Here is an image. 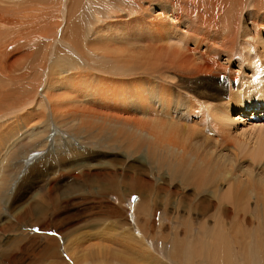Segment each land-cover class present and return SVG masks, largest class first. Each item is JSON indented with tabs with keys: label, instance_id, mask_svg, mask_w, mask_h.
I'll return each mask as SVG.
<instances>
[{
	"label": "bare ground",
	"instance_id": "obj_1",
	"mask_svg": "<svg viewBox=\"0 0 264 264\" xmlns=\"http://www.w3.org/2000/svg\"><path fill=\"white\" fill-rule=\"evenodd\" d=\"M110 1L111 3H116L117 10L121 9V13L126 14V16H122L123 14L116 15L114 18L115 23L139 21L137 23L140 24L137 29L130 27L126 30L123 25V29H120L122 31L118 33V38L114 37V39L116 38L117 40L131 43V41H137L139 38H149L148 40L145 39L147 41L144 40L143 42L146 44L144 45L146 46L144 49L147 48L149 50L148 53H152L153 55L161 53L165 49H169V46L166 45L167 43L163 44V42H166L165 40L162 41V45H159V43L157 44L158 40H154L157 39L156 37H159L161 33L162 24H160V22L166 21L170 26H173V38L180 35L182 39H185V42L180 41V43L185 44H183L184 46H182V48L181 46L175 47L176 44L172 46V66L173 68H177L176 71L181 70V73H178L181 79H185L187 82H195V86H199L200 84L205 85L206 81L204 79L206 77H236L237 73L230 72L228 68L220 64V55L225 53L228 60L236 58L239 55L237 49L245 43H247L248 46L252 44L253 46L255 45L253 57L260 64L257 69H264V0H173V8L162 7V10L167 9V11H161L159 14H163V16H156L150 20L146 19V15L150 14V9L148 7L146 9L139 0H106V2ZM111 8H106V11L111 10ZM95 9L92 0H0V224H2L0 236L4 237V234L12 233L20 235L21 228H24L26 231L23 235L21 234V237H17V241L12 242L7 248L5 247L6 250L8 248L10 249L8 256H4L0 245V261L2 262L0 264H3L4 258H7L6 262L8 264H15L16 258L12 257L16 249L14 246L20 247L22 244L26 245V241H29L30 247L35 250L33 252V264H124L125 262L134 264L132 259L129 260L124 258L120 260L118 258L117 247L123 242L121 243L120 241V243H117V241L115 243V237L111 239H109L110 237L108 238V244L106 242L108 246L102 245L92 247V252L96 253L92 256L89 255L91 254L89 250H83V255L86 253L85 255L88 254L91 259L87 257V259L80 260L78 250L84 248L82 246L84 245L83 240L85 239L83 237L81 238V234L79 235L78 233L82 229L78 224L83 222L85 226H93V223H105L108 222V220L110 221L109 223H111V227L115 229L113 232H117V229L120 231L118 235H113L123 238L124 242H128L127 247L132 254L133 252L139 255L144 254V260H150L149 262L151 264H167L157 259V257H153L152 252H154L156 248V245H153L154 240H156L155 237L159 239V235L163 234L162 231H167L168 229L170 231L173 229L167 237L173 233V262L177 264H264V181L261 180V178L255 180L254 176L250 175L247 181H244L241 180L240 177L235 176L237 174L234 175L230 171H226L224 168L227 165H224L225 167L222 168L219 165L216 168L210 169L208 168L209 165L205 166L199 162L204 158H200L201 160H199L193 157L194 159L190 158L188 160L185 158L183 161L180 160L182 161L180 164L178 162L179 160L173 162V166H171L173 169L170 168L171 172H168L169 174L171 173L172 181L170 182H172V184L170 186H164L162 184L164 187H156L148 176L145 175L146 170L143 168L144 166L142 167L135 163L136 160H131V157H122L124 155H121L112 148V140L108 141L102 138V136L95 134V131L89 133V128L83 127V123L86 121L78 115H72L71 127L76 131V136H82L85 140L82 139V142H70L68 137H66L67 139L64 138V144L61 146L63 150L61 159L55 155L54 159L56 160L49 161V164L52 163L51 166L59 169L63 166L65 172H67L69 167L70 170H72L71 178L75 183L79 184L77 186L87 191V196L101 194V197L107 198L109 192H118L121 194L126 191L137 195V197L141 199V202L135 207L136 223H132L130 218L125 217L117 208H114L108 214L107 211L102 213L96 210L100 209L98 206H93L91 209L92 205L89 206L90 209L87 207L84 213L74 216L77 222L70 217L61 220L62 217H66L72 212L71 209H67L63 214H58V217H55V213H50L48 210H45L43 220L37 219V221L29 222L33 220L34 204L37 205L38 203L54 207L56 203L58 204V197L55 196L56 191L54 187L47 185L49 182L41 184L38 190H35L36 193H31V191V194H26V199H19V197L16 198L15 196L16 189L20 186H18V181L21 178V174L39 159L42 155V151L40 150L41 144L45 142L44 134L42 133L45 130H38L39 132L35 131L36 133H31L29 129L31 127H29L27 118L33 107H39V109L41 107V109H44V107L47 106L45 103V95L47 90L48 92L50 90L49 82L47 81L50 72L62 76L74 70H79L76 63L70 64L68 67H62L66 62L69 63L73 60L65 59L66 56L63 54L62 57L59 56L57 46L58 43H62L68 47V43L66 42L72 41L75 44L81 42L77 31V25L80 26V22L76 18L79 15L82 16V10L84 11L83 15H86L85 12L87 11L95 15V12H97ZM193 11H197L196 16L193 14ZM97 13L99 14V12ZM116 26L118 25H115V27ZM250 26H252V28ZM65 29L70 30L68 36L64 34ZM252 29L256 34L254 35L253 43H250V39H252L251 34H253ZM93 31L94 30L89 31L90 38L93 37L95 42L102 41L103 38L98 36V32L96 33L97 30L94 31V33ZM186 37H194L196 39L197 42L195 43L197 45H195L193 49L188 50L189 48L187 49L185 47L189 44L186 41ZM105 38L106 36L104 39ZM246 39L247 41H244ZM241 41L242 43H240ZM54 45L56 47H54ZM48 47L51 49L47 55L46 49ZM183 47L186 48L188 52ZM53 48L55 50L54 52H52ZM138 50L141 51L140 49ZM259 50H261V52ZM162 54L156 55L155 58L162 57ZM194 54L195 56H200L198 59H201V61L196 63L197 59H193ZM153 55L151 58H154ZM164 58H167V56L165 55ZM239 59L241 60L240 57ZM33 60L39 65V69L37 70L38 74L46 75L45 84L39 81V79H33L34 72L30 65ZM170 61L172 62V60ZM193 61L195 62L194 64L192 63ZM171 62H168V64L170 65ZM151 63L152 62H150V64ZM242 63L245 64L244 60ZM153 64L160 65L161 63H156L155 61ZM164 64L166 63H163V66H165ZM255 64H257V62ZM154 65L152 67H157ZM50 66H53L51 70ZM147 66H149L148 62ZM166 66L168 67V65ZM149 67H147V69H149ZM170 67L167 70L170 71L172 68ZM83 68L84 72L91 70L88 65ZM157 68H160V66ZM110 69V73L115 76L116 70L114 71L111 67ZM153 69L156 70V68ZM257 69L255 68V71H258ZM95 70L102 73L101 69H94V71ZM154 72H152L153 76L154 74L157 75V70L155 73ZM165 72V77H168V75H166L168 74L167 71ZM164 75L160 76L163 77ZM169 75L171 74L169 73ZM260 75L262 74L260 73ZM51 80H55L53 75H50V81ZM197 80H199L200 83H196ZM89 83L90 81H85L84 83V89L88 92L90 90ZM211 87L212 86H209V84L205 87L206 89L204 87H191V91L196 93H194L196 99H202L203 101L214 99L213 101L217 103L220 101L222 102V98L226 96L225 93L222 91L211 93ZM94 90L96 92V88ZM83 97L88 98V95H84ZM231 97L233 96L231 95ZM141 102L143 101L141 100ZM214 103H211V105H214ZM260 103L261 104L257 105L258 109L264 110V98ZM246 105L247 104L243 103L241 107L244 108ZM52 111L54 112V109ZM147 115L149 117L150 114ZM252 115L262 116V113H252ZM169 116L170 114L167 113V117ZM10 117H12V121L9 119ZM97 118L99 117L95 119ZM109 118L107 117L108 120ZM66 119L67 118L63 121H67ZM107 119L101 117L100 123H103L102 120L105 121ZM91 120L92 121L89 119L90 122L94 121V119ZM111 120L113 121V119ZM176 121L178 120L173 118V122L169 121V124L178 128L177 124H179V121L178 123H176ZM237 121H240V119L236 118L233 122L236 123ZM11 122L12 124H14V122L17 124L12 127L10 126ZM153 122L155 121L153 120ZM158 123L159 122H157V124ZM89 125V127H94L91 126V124ZM153 126H156V124ZM153 126H151V131L154 129ZM44 127L45 125L41 129H44ZM123 127L122 129L129 128L127 126ZM131 128L130 131L133 129ZM229 128H231V126ZM179 131L182 134L185 132L181 130V128ZM153 132L155 133V131ZM195 132L193 129L192 133ZM139 133L142 135L146 134L140 130ZM220 133L224 134L225 130H221ZM91 135H93V137ZM220 137H222V139L220 138L221 140L217 141L219 148L230 146L229 141L226 142V138L223 136ZM159 138L158 140H160ZM185 139L190 140V138ZM185 139L184 142L186 143ZM56 140L51 143L52 150H54L57 145ZM232 143L233 141L231 144ZM139 146L140 144L138 143L137 148H139ZM46 149L47 147H45V150ZM234 149L237 148L234 147ZM118 150L125 152L121 148ZM127 151L126 153H128ZM189 152L191 153V151ZM55 153L57 152L55 151ZM182 154H184V152H182ZM192 154L193 153H191V155ZM156 163H158V166H161L159 161ZM218 164L219 163H217V165ZM75 171L78 172L79 175L76 174L75 176ZM13 176L16 180H13ZM49 180L52 181V179ZM37 181L38 180L34 181L33 184ZM222 182L229 183V188L227 191L225 190V192L221 189ZM42 189L48 193L43 192ZM39 191L46 196L40 199L42 203H40L38 199L40 197V195L37 194ZM73 196L75 195L71 194L66 201L71 202ZM252 200L256 205H254V209L249 207ZM44 201L47 202L45 203ZM120 201L123 202V199L120 198ZM172 201L174 207L173 221L177 222L179 226H173L171 229L165 224H162L163 227H157L156 218L160 210L165 214L172 213V211L169 210L170 202ZM183 206L186 209L185 213L181 214L180 209ZM48 216H50L49 220L53 223L52 226L44 222L47 220ZM210 221L213 223L211 227ZM35 227H38L41 232L55 230L57 236L43 239L44 243L40 245L38 242L40 237H30L32 235L29 233V230ZM238 231H245L246 237L239 238L240 233L238 234ZM70 235L75 238L74 242L67 239ZM242 235L240 236L242 237ZM167 237L165 236V238ZM168 238L164 240L168 241ZM99 241H101V239H99ZM113 242L115 244H113ZM102 243L105 244V241H102ZM235 243L236 245H234ZM26 249L28 250V248ZM109 255L114 257L113 263H111L112 257L110 258ZM88 259H90V261H88Z\"/></svg>",
	"mask_w": 264,
	"mask_h": 264
},
{
	"label": "rangeland",
	"instance_id": "obj_2",
	"mask_svg": "<svg viewBox=\"0 0 264 264\" xmlns=\"http://www.w3.org/2000/svg\"><path fill=\"white\" fill-rule=\"evenodd\" d=\"M92 1L94 4V9L96 8L95 10H97L99 14L95 12V15H94L93 13L87 11L85 12L86 15H83L84 11L82 10L81 12L82 16L79 15L76 18L80 22V26L77 25V29H78L77 31H78V36L81 42L79 43L77 42L76 44L72 41L66 42L68 43V47L67 45L58 43V46H57L59 56L62 57L64 55L66 56V58L64 57L65 59L73 60L69 63L66 62L65 64H63L64 66L62 67H68L70 64L76 63V65H78L79 67V70H74L70 73L63 74L62 76L57 75V73H54V72L51 73L49 71L50 73H49L47 81L49 82L48 83L49 89H50L49 92L50 93L52 92V93L50 94L47 90L46 95H45V103L47 104L48 107L46 106L44 107V109L42 108L43 110L41 109V107L40 109L39 107H33L29 114V116L31 117L28 116L27 118L29 127H31L29 128L31 133L39 132L38 130L40 131L45 130L44 132H42L44 134L45 142L44 143L42 142L41 147H40V150L42 151L41 153L42 155L39 157V159H37V161L33 165H31V167L29 166L25 170V172L21 174V178L18 181V186L19 185L20 186L17 187L15 196L16 198L19 197V199H22V198L26 199L25 198L26 194L29 195L31 191H32L31 193H36L35 190H38V187L41 184H43L44 182L46 183L49 182L47 185L50 187H54L56 191L55 196L58 197L57 199L58 204L56 203L54 207H51L49 205H41L38 203L37 205L34 204L35 207L33 208V220L29 222L31 223V222L37 221V219L43 220L44 219L43 215H44L45 210H48V212L50 213L51 212L55 213V217H58V214H63V212L67 211V209H71L72 212L68 214L66 217H62L61 220L67 217H70L72 220L76 221L74 216L77 214L84 213L87 207L92 205L91 209L93 208V206H98L100 207V209H96V210H99L102 213L107 211L108 214L114 208H117L119 212L125 215V217H129L132 223H136V216H135L136 208L135 207H137L138 204L141 202V199L137 197V195L131 194L126 191L125 193L122 192L121 194L118 192H109L108 193L109 196L107 198L101 197V194L94 195V196H87L86 195L87 191L84 190L82 187L77 186L79 184L75 183V181L71 178L72 170H70L69 167L67 169V172H65L63 169V166L61 167V169H59L57 167L55 168L54 166H51L52 163L49 164V161L56 160L54 159L55 155L56 157L61 159L63 155V150L61 149V146L64 144V138L68 137L70 142H74V141L82 142V139H83L82 136H76L77 135L76 131L73 130V128L71 127L72 115L81 116L84 119V121H86L83 123V127L89 128V131H88L89 133L92 131H95V134L102 136V138H105L108 141L112 140V144H113L112 148L115 151L119 152L121 155H124L122 157H126V158L131 157V160L133 161L136 160L135 163L141 165L142 167L144 166L143 168L146 170L145 175L148 176V178L154 183L156 187L170 186L172 184V182H170L172 181L171 173L169 174L168 172H171L170 168L173 169V167H171L173 166V162L179 160L178 162L180 164L185 158L189 160L190 158L194 159L193 157L199 160L204 158L202 161H199V160L198 161L204 164L205 166L209 165L208 168L210 169L214 167L216 168L219 165L221 168L225 167L224 165H227L224 169L226 171H230L234 175L237 174L235 176L240 177L241 180L247 181L249 176L253 175L255 180H259L261 178V180L264 181V156H263L264 155V110H261L260 108L259 110L257 106L261 104L260 101L264 98V74H263L264 69H261V68H259L260 70L257 69L260 66V64L253 57L255 45L253 46L252 44L251 46H248L247 43L241 45L237 49L239 55L236 58H233L231 60H228V57L225 53L224 54L222 53L220 55L221 56L220 64L228 68L230 72H233L235 74L237 73L236 77H233V76H231L230 78L229 76L225 78H222V77L219 78L218 76L206 77L205 79L203 78L206 81L205 85L200 84L199 86H195V82L194 83L187 82L185 79H181L179 77L180 74H178V73H181V70L178 69L180 71H176L177 68H173L172 66L173 65L172 64L173 63V59H172L173 53H171L173 52L172 46L176 44L175 47L181 46L182 48V46H184L183 44H185V43H180V41L185 42V39L184 38L182 39V36L178 35L177 37L173 38V26H170L166 21L160 22V24H162L161 33L159 34V37H156L157 39H154V40L155 41L158 40L157 44L159 43V45L162 43V41L165 40L166 42H163V44L167 43L166 45L169 46V49H165L163 50V52L156 54V55H161L163 53L167 56V58H164L165 55L163 54H162V57L155 58L156 55H153L152 53H148L149 50L147 48L144 49L146 47L144 45L146 44H144L143 42L145 39L148 40L149 38H145V37L139 38L137 39V41L136 40L131 41V43H127L125 41H120L116 39L118 38V33L122 31L120 29H123V25L125 26V30L130 27H133V29H137L138 26H140V24L137 23L139 21H130V22H124V23L116 22L115 23L114 18L116 17V15L123 14L122 16H126L125 13H121L122 11L121 9H118V10L116 9L115 2L114 3H111V1L106 2V0L104 1L103 0H92ZM139 1L142 3V5L146 9L147 7L150 9V14L146 15V19H149V20L155 18L156 16H159V17L163 16V14L162 15H159V14L161 13V11H167V9L162 10V7L164 6L168 8L170 7L173 8V0H149V1L139 0ZM153 1H154V4H153ZM108 7L110 8L112 7L111 10L109 11L107 10L109 13L106 11V8L108 9ZM88 13H91L92 15ZM193 14L196 16L197 11H193ZM115 25H118V26L115 27ZM250 27L252 28V26ZM66 29H65L64 34L68 36L70 30L69 29L66 30ZM90 30H94V31L97 30L96 33L98 32V36H100V38H103L104 41L102 40L99 42H95L93 37L90 38L91 36H89ZM252 33L253 34H251L252 39H250L251 40L250 43H253L254 35L256 34L254 30L252 31ZM105 36L106 38L104 39ZM114 37L116 38L114 39ZM108 38H111V39H108ZM247 39L244 41H247ZM186 41L189 43L187 44L189 47L187 45L185 46L187 49L189 48L188 50L193 49L195 45H197L195 43L197 41L194 37H186ZM242 41L240 43H242ZM168 46H165V47H168ZM54 47L56 46L54 45ZM50 49H51L50 47L46 49L47 55ZM138 49H140L141 51H139ZM187 49L186 51L188 52ZM54 51L55 50L53 48L52 52ZM259 51L261 52V50ZM152 55L154 56L155 59L151 58ZM198 57L200 56L198 55L195 56V54L193 56V59L195 58L197 59L196 63H198V61H201V59H198ZM239 57L241 58V60L239 59ZM242 59L244 60L245 64L242 63L243 61ZM170 60H172V62ZM155 61L156 63H161L162 66L161 64L154 65L153 63H155ZM163 61H166V62H163ZM167 61L171 62L170 65L172 68L170 67ZM147 62H148V65L151 67L154 65L157 67L160 66V68H157V67L151 68L147 66ZM150 62L152 63L150 64ZM256 62L257 64H255ZM163 63H166L164 64L165 66H163ZM192 63L194 64L195 62L193 61ZM30 65L34 72L33 79H39V81L44 82L45 84L46 75L44 76V75L38 74V71H37L39 69L38 63L35 60H33ZM87 65L89 66L91 70H87L84 72L83 67ZM166 65H168V67ZM110 67L114 71L116 70L115 76L114 74L110 73V70H111ZM147 67H149V69H147ZM166 67L167 69H169L170 67L171 70L170 71L167 70ZM52 68L53 66L52 67L50 66V70ZM153 68H156L157 72ZM255 68L258 71H255ZM94 69H101L102 73L96 70L94 71ZM154 71L157 73V75L154 74L155 77L153 76V73H152ZM165 71H167L168 74L166 75H168V77H165L164 75L166 73ZM169 73L171 75H169ZM260 73L262 75H260ZM159 74L161 76L162 75L164 76L161 77ZM50 75H53V78H55V80L50 81ZM85 81H90L89 92L85 91L84 89ZM197 82L200 83L199 80H197L196 83ZM208 84L209 86H212L210 88L211 93L220 92V91L225 93L226 96L222 98V102L221 101L218 102L220 106L218 105L217 102L213 101L214 99H211L209 101L208 100L203 101L202 99H198V98L196 99L194 97L195 92L191 91L192 90L191 87H204L205 88ZM69 86L70 87L72 86V87L70 88ZM95 88H96V92L94 90ZM230 94L233 97H231ZM84 95H88V98L83 97ZM141 100L143 102H141ZM211 103L212 104L214 103V105H211ZM243 103L247 104L246 107L244 108L241 107ZM209 105L211 106L207 107ZM49 108L52 110L54 109V112L50 110ZM258 112L262 113V116L252 115V113L255 114ZM145 113L150 114L149 117ZM167 113L170 114L169 117H167ZM96 117H99V118L95 119ZM101 117L106 118V119L107 117L108 118L111 117L109 118V120L113 119V121L112 120L109 121L107 119L105 121L102 120L103 123H100ZM65 118H67L66 119L67 121L64 122L63 120ZM173 118H176V120L179 121V124H177L178 128L180 127L181 130L185 131L186 133L184 132L182 134L179 131L180 128L178 129L176 126L169 124L170 122H173ZM236 118H239L240 121H237L236 123H234L233 121ZM9 119H11V121L13 120L12 117H10ZM89 119L90 121H92L91 119H94V121L90 122ZM152 119L156 123L153 122ZM230 120L233 122V124ZM178 121H176V123H178ZM157 122H159L158 124L160 125H158ZM11 124L10 126L13 127L17 123L14 122V124L12 125ZM89 124H91V126H94V127L93 128L89 127L90 126ZM155 124L156 126H153ZM44 125H45L44 129H41ZM119 125L122 127L123 126L129 127L128 128L129 131L127 128L122 129V127H120ZM151 126L154 127L153 131H155V133L151 131L152 130ZM228 126L229 127L231 126V128H229ZM130 128L132 129L131 130L132 132L130 131ZM148 128H149V131H148ZM193 129H194V132L196 131L195 133H192ZM133 130L135 131V133ZM139 130L145 132L146 134L144 135L140 134ZM221 130H225V133H224L225 135L220 133ZM96 131H98L99 133ZM215 132H217L218 134ZM219 134L220 136H223L224 138L227 139L226 142L229 141L230 146L219 148L217 141H220L222 139V137H220ZM91 136L93 137V135ZM158 138L161 141L158 140ZM183 138L184 139L190 138V140L185 139L186 140V143H185ZM130 139H132L133 141ZM55 140H56L57 145L54 150L57 153H55V151L51 149L52 148L51 143H53ZM232 141L233 143L231 144ZM182 142H183V145H182ZM138 143L140 144L139 148H137ZM143 143H145L146 146ZM129 146L131 149L129 148ZM45 147H47L46 150H45ZM234 147L237 149H234ZM120 148L125 152L118 150ZM126 151L128 153H126ZM189 151H191V153H193L194 155L193 154L191 155ZM48 152L50 153V155ZM182 152H184V154H182ZM218 159H219V162H218ZM155 160L156 162L159 161L161 166H158L157 165L158 163H156ZM217 163L219 164L217 165ZM57 171L58 172L60 171V172L58 173ZM161 173L162 174L164 173L163 176ZM76 174H78V172L75 171L74 175L76 176ZM16 175L18 176L17 173ZM49 179H52V181H50ZM13 180H16L14 176H13ZM36 180L38 181L35 184H33V182ZM228 185H229L228 182L227 183L222 182L221 189L223 192H225V190L227 191V189L229 188ZM42 190L43 192H46L44 191V189ZM37 194L40 195L38 199H39V202L42 203L40 199H43L42 197H46V196L43 193H40V191ZM71 194L75 195L71 198V202L66 201L67 198L71 196ZM120 198L123 199V202L120 201ZM44 202L46 203L47 201H44ZM101 203H104V204H101ZM95 204H98V205H95ZM254 205L255 203L252 200L249 207L251 209H254L253 208ZM173 208L174 207H173V201H172L170 202V206H169V210L172 211V213L165 214L163 213L162 210H160L156 218L157 227H163L162 224H165L167 227H170L171 229L173 228V226L174 227L179 226L177 222L173 221ZM185 209L186 208H184L183 206L180 209L181 210L180 213L181 214L185 213ZM49 218L50 216H48L47 220L44 222H47L52 226L53 223H51ZM109 222H110L109 220L108 222H105V223L96 222L92 224L93 226H85V223L78 222L79 223L78 226L82 227L83 229V230L81 229V231L78 233L79 235L81 234L80 236L81 238L83 237L85 239V240L81 239L84 242L83 243L84 245L82 246L84 248L83 249L81 248L80 249L81 251L78 250V255L80 256V260L87 259V257L90 258L89 255L92 256L96 254L92 252V249H91L92 247L94 246L98 247L102 245L106 246L109 242V239L115 237L114 238L115 243L117 241H118L117 243H120V241L121 243L123 242L122 244H120L121 246L120 245L118 247L115 246L117 247L118 258L120 260L125 258L129 260L132 259L134 264L135 263L136 264H151L149 262L150 260L149 261L144 260V256H145L144 254L139 255L134 252L132 254V252L127 247L128 242H124L123 238L116 237V235H113V234L118 235L120 231L117 229V232H113L115 229L111 227V223ZM212 224H213L212 221H210V227L212 226ZM1 225L2 224H0V228H1ZM118 228H119V225H118ZM163 231H166V230H163ZM163 231H162L163 234L159 235V239L158 237H155L156 240H154L153 245H156V248H155V251L152 252V256L155 258L157 257V259H160L162 262H165L167 264H177L173 262V258H174L173 257L174 255L173 233L170 234L171 236L169 235L170 237L168 236L169 238L167 237V235L170 232H172L173 229L171 231L169 229L166 232H163ZM241 232L243 233V235ZM24 233H26L25 229L21 228L20 233H19L20 235L12 233V234H4L5 235L4 237L0 236V243H1L0 245L2 247L4 256H8L9 254L10 249L8 248L6 250V248L9 245H11L12 242L17 241V239L21 237ZM29 233H31L32 235L30 237H33V238L37 236L40 237L38 239V242L40 245L44 243L43 239H47L48 237H52V236H57L55 230H50L48 232H44V231L41 232L38 227L30 229ZM244 233L245 231H238L239 238L246 237V233L245 235ZM238 234H237V237H238ZM240 235H242V237ZM165 236L168 238V241L164 240V239H167L165 238ZM67 239H70V241L72 242H74L75 240V238H73L72 235H70ZM99 239H101V241H99ZM102 241L103 242L105 241V244L102 243ZM114 242L113 244H115ZM234 245H236V243ZM30 246L31 245H29V241H26V245L22 244L20 247L19 246L16 247V245L14 246L16 249L14 250L12 257L16 258L15 264H33L32 262L33 252L35 250ZM26 248H28V250ZM83 250L84 251L89 250L91 254L85 255L86 254L85 253L83 255ZM0 252H1V249H0ZM109 257L110 258L112 257L111 263H113L114 257L111 255H109ZM6 259L5 258L3 259V264H8L6 262ZM90 259H88V261H90ZM0 263L2 262L0 261ZM124 264H128V263L125 262Z\"/></svg>",
	"mask_w": 264,
	"mask_h": 264
}]
</instances>
